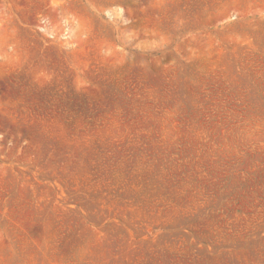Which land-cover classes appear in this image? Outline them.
Wrapping results in <instances>:
<instances>
[{
	"label": "rangeland",
	"instance_id": "obj_1",
	"mask_svg": "<svg viewBox=\"0 0 264 264\" xmlns=\"http://www.w3.org/2000/svg\"><path fill=\"white\" fill-rule=\"evenodd\" d=\"M0 264H264V0H0Z\"/></svg>",
	"mask_w": 264,
	"mask_h": 264
}]
</instances>
